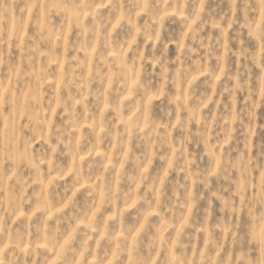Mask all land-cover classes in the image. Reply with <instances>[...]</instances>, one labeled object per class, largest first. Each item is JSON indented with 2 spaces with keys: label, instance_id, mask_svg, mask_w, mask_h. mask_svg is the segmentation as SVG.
Listing matches in <instances>:
<instances>
[{
  "label": "clouds",
  "instance_id": "obj_1",
  "mask_svg": "<svg viewBox=\"0 0 264 264\" xmlns=\"http://www.w3.org/2000/svg\"><path fill=\"white\" fill-rule=\"evenodd\" d=\"M0 264H264V0H0Z\"/></svg>",
  "mask_w": 264,
  "mask_h": 264
}]
</instances>
